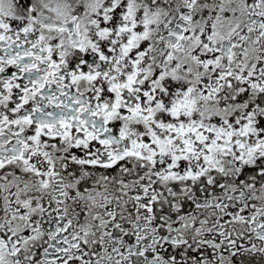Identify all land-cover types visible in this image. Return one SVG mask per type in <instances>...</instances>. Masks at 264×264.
<instances>
[{
  "label": "snow or ice",
  "instance_id": "snow-or-ice-1",
  "mask_svg": "<svg viewBox=\"0 0 264 264\" xmlns=\"http://www.w3.org/2000/svg\"><path fill=\"white\" fill-rule=\"evenodd\" d=\"M0 264H264V0H0Z\"/></svg>",
  "mask_w": 264,
  "mask_h": 264
}]
</instances>
